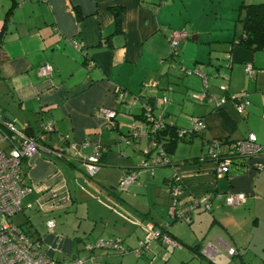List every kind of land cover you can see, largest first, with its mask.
<instances>
[{
	"label": "crops",
	"instance_id": "obj_1",
	"mask_svg": "<svg viewBox=\"0 0 264 264\" xmlns=\"http://www.w3.org/2000/svg\"><path fill=\"white\" fill-rule=\"evenodd\" d=\"M251 4L264 0H0V115L35 136L53 121L46 144L63 153L34 154L23 163L32 190L22 211L41 253L84 264H264V152L223 176L206 158L211 140L254 133L264 145V50L239 42L240 17ZM177 31L184 36L172 56ZM44 63L52 66L48 77L38 74ZM199 73L208 78V95H245L247 110L239 113L231 100L216 108L192 99L202 89ZM143 103L188 131L168 164L150 171L139 169L148 143ZM106 109L116 113L112 128ZM197 118L205 127L191 134ZM95 149L99 169L89 176L83 158ZM133 169L137 180L119 191V180ZM173 178L183 187L181 204L215 192L243 193L245 200L228 206L213 198L210 210L193 211L190 222L174 220L167 189ZM149 227L169 241L153 239L136 255L130 250ZM99 237H119L129 251L87 250ZM229 248L236 253L229 255Z\"/></svg>",
	"mask_w": 264,
	"mask_h": 264
},
{
	"label": "built area",
	"instance_id": "obj_2",
	"mask_svg": "<svg viewBox=\"0 0 264 264\" xmlns=\"http://www.w3.org/2000/svg\"><path fill=\"white\" fill-rule=\"evenodd\" d=\"M16 4L32 0H13ZM43 1V0H37ZM184 36L183 32H174L170 38L171 55L176 56L179 40ZM77 49H82L81 41H73ZM248 76L255 74V69L251 64L244 67ZM52 66L49 63L42 64L38 69V74L43 77L50 76ZM202 76V89L199 93L193 94L195 101H212L216 108L221 107L227 100H231L239 113H244L250 105L245 95L231 94L223 97H213L208 95V78ZM119 93V98L122 99ZM105 124L107 128L114 126L116 113L114 110H104ZM142 118L146 124L147 134H155L160 128L165 126L164 119L154 113L153 108L148 103L142 104ZM204 123L201 119H195L190 132H201L204 129ZM53 121H47L41 126L39 135L35 136L28 132V128L10 118L0 115V264H84L85 260L81 258H72L68 260H54L51 256L39 251L40 243L32 240L24 230L12 221V217L22 211V200L32 188L25 182V170L23 163L34 154H41L47 158H60L63 153L46 144V136L54 131ZM188 131L180 130V135H186ZM206 158L216 165V175L223 176L229 174L231 165L235 160H241L255 156L264 152V145L257 141L254 133H249L245 138L235 141L211 140L207 142ZM156 151L154 156H149L151 150ZM143 160L139 166L142 170H152L154 167L168 164L161 145L156 144L154 138H148L147 148L143 151ZM100 150L83 158L85 171L89 176H94L99 169ZM239 166V165H237ZM138 169H133L125 173L117 184V189L124 192L129 185L138 178ZM167 189L171 194L170 215L176 220L191 221V213L197 209L210 210L211 200L213 198H223L224 204L228 206L239 205L245 200L243 193H212L206 194L201 198H192L186 203H180L179 199L183 187L178 179L169 180ZM45 225L48 230L54 227L53 220H47ZM153 239H160L162 242H168L169 237L161 229L149 227L143 240L139 241L138 246L130 251L139 255ZM87 250L105 249L126 253L129 251L119 237H100L94 242L87 244ZM207 253V247L203 249ZM229 255L236 253L235 248L227 250Z\"/></svg>",
	"mask_w": 264,
	"mask_h": 264
},
{
	"label": "trees",
	"instance_id": "obj_3",
	"mask_svg": "<svg viewBox=\"0 0 264 264\" xmlns=\"http://www.w3.org/2000/svg\"><path fill=\"white\" fill-rule=\"evenodd\" d=\"M114 18L115 25L119 27V8L114 9ZM240 21L242 22L243 31L242 35L239 38V42L252 49L264 50V4H251L247 6L245 8L244 14L240 17ZM190 133L193 134L198 132ZM184 136L185 135H180V130H178L177 127L172 124L166 123L165 126L160 128L155 134H149L148 138L150 139L153 137L156 141V144L162 146L166 157H169L173 154L177 143L182 140ZM149 150L153 149L150 148ZM148 155L151 156L150 153ZM236 163L237 165L241 166L243 164V161L234 159V164ZM24 232L30 237V235L25 230Z\"/></svg>",
	"mask_w": 264,
	"mask_h": 264
},
{
	"label": "rangeland",
	"instance_id": "obj_4",
	"mask_svg": "<svg viewBox=\"0 0 264 264\" xmlns=\"http://www.w3.org/2000/svg\"><path fill=\"white\" fill-rule=\"evenodd\" d=\"M12 221L16 222L17 224H20L27 233H29L27 227L25 226V209L22 212L17 213L12 217Z\"/></svg>",
	"mask_w": 264,
	"mask_h": 264
},
{
	"label": "water",
	"instance_id": "obj_5",
	"mask_svg": "<svg viewBox=\"0 0 264 264\" xmlns=\"http://www.w3.org/2000/svg\"><path fill=\"white\" fill-rule=\"evenodd\" d=\"M5 117H7V116H5Z\"/></svg>",
	"mask_w": 264,
	"mask_h": 264
}]
</instances>
